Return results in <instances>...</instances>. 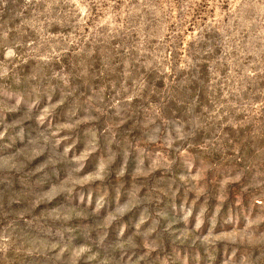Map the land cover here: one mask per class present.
I'll return each instance as SVG.
<instances>
[{
  "label": "rangeland",
  "instance_id": "rangeland-1",
  "mask_svg": "<svg viewBox=\"0 0 264 264\" xmlns=\"http://www.w3.org/2000/svg\"><path fill=\"white\" fill-rule=\"evenodd\" d=\"M0 264H264V0H0Z\"/></svg>",
  "mask_w": 264,
  "mask_h": 264
}]
</instances>
